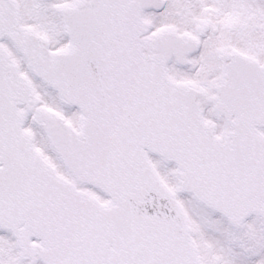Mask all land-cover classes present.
<instances>
[{"label":"snow or ice","instance_id":"1","mask_svg":"<svg viewBox=\"0 0 264 264\" xmlns=\"http://www.w3.org/2000/svg\"><path fill=\"white\" fill-rule=\"evenodd\" d=\"M0 264H264V0H0Z\"/></svg>","mask_w":264,"mask_h":264}]
</instances>
